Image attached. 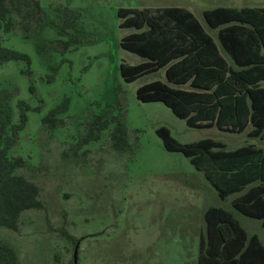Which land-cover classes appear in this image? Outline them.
<instances>
[{
  "label": "rangeland",
  "instance_id": "374dc122",
  "mask_svg": "<svg viewBox=\"0 0 264 264\" xmlns=\"http://www.w3.org/2000/svg\"><path fill=\"white\" fill-rule=\"evenodd\" d=\"M13 4L15 29L1 33V46L27 55L30 63L0 64V120L15 124L17 101L28 106L25 128L9 157L24 161L17 173L38 186L42 204L21 215L16 231L0 229V239L13 249L18 264H74L78 239L76 264H197L209 207L232 213L247 235H257L264 245L261 221L238 214L232 208L235 196L220 200L188 159L164 149L156 130L168 128L182 144L210 138L228 150L245 145L264 149V141L246 132L192 129L162 103L138 101L137 88L165 81L164 73L123 80L120 65L142 59L120 47L121 39L135 30L119 28L117 17L119 8L181 5L216 40L203 10L264 7V0ZM59 28L65 31L60 34ZM57 108L55 127L51 122L43 127L41 120ZM103 120L109 123L106 129L100 128Z\"/></svg>",
  "mask_w": 264,
  "mask_h": 264
},
{
  "label": "trees",
  "instance_id": "16d2710c",
  "mask_svg": "<svg viewBox=\"0 0 264 264\" xmlns=\"http://www.w3.org/2000/svg\"><path fill=\"white\" fill-rule=\"evenodd\" d=\"M13 1L0 0V64H29L27 55L1 46V33L15 29ZM117 17L119 28L135 30L121 39L120 47L142 59L136 65H120L123 80L132 83L164 73L165 81L157 79L137 88L138 101L162 103L192 129L246 132L264 141V7L203 10V20L216 31V40L185 8H119ZM64 31L59 28L60 34ZM16 106L17 123L8 126L9 119L0 120V229L13 231L25 211L42 207L38 186L17 173L24 161L9 157L29 109L19 100ZM60 112L59 108L50 111L42 126L51 122L55 127ZM100 123L102 129L109 124L107 120ZM156 135L166 151L182 154L203 173L220 200L235 196L232 208L261 221L264 228V149L245 145L228 150L210 138L182 144L166 127L157 129ZM203 218L197 264H264L259 237L247 235L232 213L209 207ZM0 264H18L13 249L1 239Z\"/></svg>",
  "mask_w": 264,
  "mask_h": 264
},
{
  "label": "crops",
  "instance_id": "0c3cea01",
  "mask_svg": "<svg viewBox=\"0 0 264 264\" xmlns=\"http://www.w3.org/2000/svg\"><path fill=\"white\" fill-rule=\"evenodd\" d=\"M163 7H179V8H185V9H188L187 7H185V6H181V5H167V6H163V5H161V6H156V7H150V8H163ZM217 7H234V6H223V5H215L214 7H212V8H217ZM243 7H249V6H243ZM235 8H242V7H235ZM189 10V9H188Z\"/></svg>",
  "mask_w": 264,
  "mask_h": 264
},
{
  "label": "water",
  "instance_id": "95a60500",
  "mask_svg": "<svg viewBox=\"0 0 264 264\" xmlns=\"http://www.w3.org/2000/svg\"><path fill=\"white\" fill-rule=\"evenodd\" d=\"M79 242H80V240L77 242V244L75 245L74 250H73V261L75 264L77 261V249H78Z\"/></svg>",
  "mask_w": 264,
  "mask_h": 264
},
{
  "label": "flooded vegetation",
  "instance_id": "af4514ba",
  "mask_svg": "<svg viewBox=\"0 0 264 264\" xmlns=\"http://www.w3.org/2000/svg\"><path fill=\"white\" fill-rule=\"evenodd\" d=\"M28 1V3H29V1L30 0H27ZM31 3V2H30ZM33 4V3H32ZM35 5V4H34ZM36 7H37V5H35ZM37 10L39 11V9H38V7H37ZM80 239H78V240H76V242H75V244H77V242L79 241ZM81 241V240H80ZM74 250V249H73ZM72 261H73V259H72ZM74 262V261H73ZM75 264V263H74Z\"/></svg>",
  "mask_w": 264,
  "mask_h": 264
}]
</instances>
